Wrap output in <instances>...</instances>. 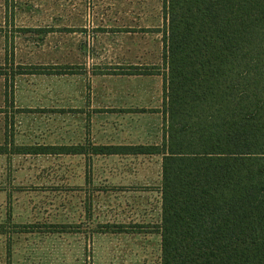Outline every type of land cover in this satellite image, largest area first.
Masks as SVG:
<instances>
[{
  "label": "rangeland",
  "instance_id": "obj_1",
  "mask_svg": "<svg viewBox=\"0 0 264 264\" xmlns=\"http://www.w3.org/2000/svg\"><path fill=\"white\" fill-rule=\"evenodd\" d=\"M163 8L164 0H0V55L16 53L14 70L22 66L26 72H40L47 66L55 72L73 71L81 78L87 67L92 72H119L122 68L115 64L121 60L161 68ZM26 84L28 89L18 98L22 109H13L8 102L3 106L0 98V134H14L15 144L21 146L85 145L92 134L91 122L97 118L93 114L112 111L90 108L91 102L103 99L102 94L94 97L90 84L86 91L79 85L38 86L35 78ZM1 85L0 79V94ZM36 86L46 88L36 92ZM15 111L21 114L13 118ZM3 116L9 118L8 127L1 122ZM7 142L11 143L6 140L0 145ZM92 160L87 156L0 157V225L7 232L0 235V264H87L88 239L97 230L93 221L97 218L133 229L114 240L110 237L112 243L105 241V248L128 244L131 255L140 256L143 251L136 246L148 241L154 246L151 264L161 263L159 236L134 232L135 224L155 231L161 223V187L126 177L154 178L161 157L134 159L131 173L116 168L123 166V159ZM151 204L153 215L148 212ZM19 224L68 228L71 233H16Z\"/></svg>",
  "mask_w": 264,
  "mask_h": 264
},
{
  "label": "trees",
  "instance_id": "obj_2",
  "mask_svg": "<svg viewBox=\"0 0 264 264\" xmlns=\"http://www.w3.org/2000/svg\"><path fill=\"white\" fill-rule=\"evenodd\" d=\"M163 11V143L95 152L162 155L161 264H264V0Z\"/></svg>",
  "mask_w": 264,
  "mask_h": 264
},
{
  "label": "crops",
  "instance_id": "obj_3",
  "mask_svg": "<svg viewBox=\"0 0 264 264\" xmlns=\"http://www.w3.org/2000/svg\"><path fill=\"white\" fill-rule=\"evenodd\" d=\"M21 36V35H20ZM23 36V34H22ZM123 57V56H122ZM12 61H18L16 53L15 54H1L0 55V79L1 94L0 98L2 105L7 107V102L10 103L9 107H14L16 110L22 109L19 105L18 98L21 96V92H25L28 88L26 81L28 79H36L38 86H46L49 84H62L63 86L84 87L83 91L88 89V84L91 86V92L94 97L95 94H102V100L96 102H91L90 108L95 109H106L112 110L110 112H96L93 116H96V120L91 122V137L85 145H45V146H21L20 144H15L17 136L6 135L5 131L0 134V142H5L6 140L11 141L7 145H0V157L4 156H87V158L93 159H104L105 161L113 162L114 160L123 159V166L116 167L119 172L126 171L125 173L132 172V162L134 159L139 158H149L161 157L158 154H129L122 151H113L110 154L96 153L95 148L98 147H137V146H161L164 140V115H163V77L166 72L163 62L162 53V67L159 66H149L148 64L133 62L132 60H121L122 63H117L115 65L121 66L122 70L117 72L115 69L107 70L106 72L100 70L92 72L90 67H87V74L85 78L77 76L73 71L66 72H55L50 69H46L47 66L40 72H26L22 69L14 70L11 68ZM99 66V64H94ZM112 64H109V66ZM41 67V66H37ZM125 68V69H124ZM52 69V68H51ZM80 77V78H79ZM32 81V80H31ZM73 81V82H70ZM37 87L38 90H45V88ZM95 101V100H93ZM13 108V109H14ZM24 110V109H23ZM21 112L15 111L14 117L20 115ZM3 121V122H2ZM1 122L4 126L8 127L9 118L3 116ZM5 130V129H4ZM71 146H87V155H72V154H43L41 152H36L34 150L43 147H71ZM30 150V151H28ZM129 159V160H124ZM129 164V165H126ZM111 168V167H110ZM11 168H9V171ZM133 178L132 181L135 183H140V181L145 182V186L161 187L162 186V164L160 168H157V175L155 177H140L138 175L126 176ZM125 178V177H124ZM154 182V184H152ZM158 183H161L159 186ZM115 187V186H113ZM134 187V184L131 185ZM161 195V194H160ZM162 200V199H161ZM152 204L148 206V212L152 213ZM153 215V213H152ZM153 216L148 220H152ZM155 219V216H154ZM97 221L94 229H97L93 233V237L88 240L89 246H87V252L89 254L87 264H151L155 262L152 256L153 247L147 241V244L137 245L136 248L143 253L140 256L131 255L132 245H125L119 248L116 244L114 247L112 244L105 248V241L116 239L117 234L128 235L133 233V229L130 225L119 224L114 222L103 223L99 218L93 220ZM95 223V222H94ZM161 224V223H160ZM159 224V226H160ZM134 232L135 234H141V232L146 233L145 236L150 237L149 234L159 236L161 240V235L158 232L159 226L156 230H151L148 225L145 224H135ZM3 226V233L6 234V228ZM20 230L16 233H71L70 230H51L50 228H37L31 224H19ZM29 226V227H28ZM98 227V228H97ZM147 227V228H146ZM136 230V231H135ZM108 235V236H107ZM106 237V238H105ZM111 237V240H110ZM154 237V236H152ZM107 239V240H105ZM123 252V255H116L115 252ZM138 252V251H137ZM107 254V255H106ZM161 261V259H160ZM161 264V263H160Z\"/></svg>",
  "mask_w": 264,
  "mask_h": 264
}]
</instances>
